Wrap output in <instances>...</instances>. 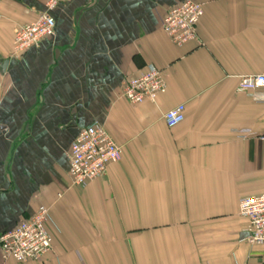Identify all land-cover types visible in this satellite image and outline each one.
Instances as JSON below:
<instances>
[{
  "label": "crops",
  "instance_id": "crops-1",
  "mask_svg": "<svg viewBox=\"0 0 264 264\" xmlns=\"http://www.w3.org/2000/svg\"><path fill=\"white\" fill-rule=\"evenodd\" d=\"M184 1L70 0L51 12L53 38L15 54V29L46 0H0V236L46 207L53 237L25 264H264L239 213L264 194V103L237 90L264 70V0H193L198 38L178 46L162 20ZM149 65L166 93L131 105L123 86ZM93 124L122 158L75 186L71 148Z\"/></svg>",
  "mask_w": 264,
  "mask_h": 264
},
{
  "label": "built area",
  "instance_id": "built-area-1",
  "mask_svg": "<svg viewBox=\"0 0 264 264\" xmlns=\"http://www.w3.org/2000/svg\"><path fill=\"white\" fill-rule=\"evenodd\" d=\"M67 1L70 0H46L45 11L35 22L15 29V54H22L55 36L56 22L51 12ZM203 15L202 4L186 0L168 11L162 20V29L175 45H185L198 38L197 27ZM166 90L163 71L149 65L140 76L124 84L122 96L136 106L146 101L156 102ZM237 90L249 94L257 103H264V70L241 77ZM164 119L169 128L177 127L185 120V106L179 105L168 111ZM249 132L246 134L253 135ZM259 139L264 142V134ZM121 158L122 148L106 127L100 124L88 126L80 132L71 148L70 176L73 184L84 187L105 177L108 168ZM239 213L246 220L245 241L254 247L264 246V194L242 198ZM50 220L49 209L41 207L30 218L20 221L14 230L0 236L2 259L20 264L41 262L53 245V237L48 230Z\"/></svg>",
  "mask_w": 264,
  "mask_h": 264
}]
</instances>
